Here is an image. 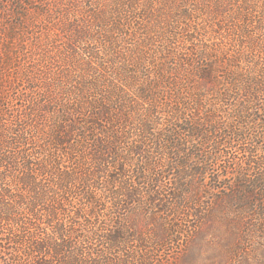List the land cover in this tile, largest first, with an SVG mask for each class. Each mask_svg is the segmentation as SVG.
Segmentation results:
<instances>
[{
	"label": "trees",
	"instance_id": "trees-1",
	"mask_svg": "<svg viewBox=\"0 0 264 264\" xmlns=\"http://www.w3.org/2000/svg\"><path fill=\"white\" fill-rule=\"evenodd\" d=\"M89 1L4 4L0 264H153L190 216L229 220L230 251L264 242V0H176L163 20L147 0ZM31 12L63 57L19 76L14 110L2 73Z\"/></svg>",
	"mask_w": 264,
	"mask_h": 264
},
{
	"label": "rangeland",
	"instance_id": "rangeland-1",
	"mask_svg": "<svg viewBox=\"0 0 264 264\" xmlns=\"http://www.w3.org/2000/svg\"><path fill=\"white\" fill-rule=\"evenodd\" d=\"M108 1L110 0H90L89 2H94V4H100L104 6L108 4ZM174 1L176 0H147L146 2H150L153 5H151V8L149 10L144 8L142 9L144 11L147 10V12L152 16L153 19L156 17L155 15L161 14L160 16H162L163 20L165 19V16L166 18L167 16L169 17L172 15L178 16V10L181 9H179V6L176 7V2L174 4ZM197 1L199 0H195V3H197ZM26 2L28 4L27 10H38V8L40 7L43 9V11L57 10L54 6L56 0H26ZM178 2L181 1L178 0ZM5 3L6 0H0V21H3L5 15V12H2V10H11L5 7ZM85 10H88L87 6H85ZM194 10V16L199 18V20L194 19L196 24H200L202 20V14L213 11L204 10L203 8L199 10L198 5L194 8ZM257 10L261 11L263 9L258 8ZM86 15H84L83 19H87ZM66 16L67 20L69 19V22L75 21V18L73 16ZM26 17L28 26L32 27L33 30L27 31V38L23 44V50L17 53L19 55H17L15 59L16 61L14 63V66H16V68L8 69L4 73H2L4 81L6 82L4 83L2 81V86L5 87L6 93L4 97L10 108L14 110L19 109L20 107L19 102L17 101V92L19 91L17 90V85L20 84L18 81L19 76L26 73L27 69L30 66L34 69H38V67L41 66L42 63H54L58 59L61 60V57H63L62 50L57 54V57L51 56V54L49 55V53L47 52L46 47L52 40L51 38H53L54 32L46 30V28L50 26L45 23L46 20H44L43 18H35L36 16L32 14V12L30 14H27ZM40 23L45 24L40 25ZM173 23L174 25H179L176 22ZM183 23H187V25L189 24V22L187 21ZM191 24L194 23L191 22ZM37 26L42 27L41 30H39V33L37 32V37H39V40L41 41V44H39V46H37L34 41V35H32L31 33L28 34V32L35 33V31L37 30H34L33 27ZM3 41L4 38L0 37V61L3 59V46H1V44L4 43ZM177 45L179 50L186 53L185 49L188 48L186 47V45L181 42ZM37 57L40 58L41 62L37 60ZM33 59H36V61L33 62ZM259 132L260 135H262L263 130L259 128ZM260 144L262 145V143ZM223 166L224 162H221L220 167L217 168V171L221 172L222 175H224L225 172ZM207 202H209L208 199H202V201L200 202V206L198 207V211H205L207 209ZM161 217L162 216H159L158 218ZM135 223L136 226L140 229V232H138L139 234L145 235V233H147L148 235L151 233V228H149L151 227L150 224L148 228L142 227L141 229V224L147 223H143L139 217L135 218ZM180 225L181 229L179 233L173 234L172 240L170 242H167L164 248L153 247L152 250L150 249L154 258L153 264H264V242L259 241L257 238L254 239L252 237L251 242L244 244V246H242L238 251H230L229 247L238 245L240 239L237 235L230 234L228 230L231 226L229 220L225 221L222 217H218L217 219L204 220L199 224L197 218L190 216V218L188 219L181 220ZM137 245V242H132L131 247H135ZM150 264H152V261Z\"/></svg>",
	"mask_w": 264,
	"mask_h": 264
}]
</instances>
